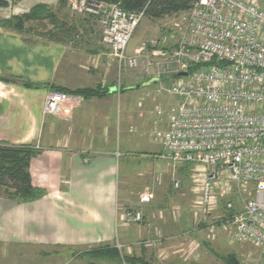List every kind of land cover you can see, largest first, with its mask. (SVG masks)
<instances>
[{"label": "built area", "instance_id": "built-area-1", "mask_svg": "<svg viewBox=\"0 0 264 264\" xmlns=\"http://www.w3.org/2000/svg\"><path fill=\"white\" fill-rule=\"evenodd\" d=\"M67 9L98 24L107 65H115L119 73L140 71L147 78L141 84L158 80L144 98L167 95L178 100L175 106L154 108L150 136L161 147L158 159L199 174L193 182L201 199L196 209L203 214L216 210L230 185L247 194L243 208L223 219L219 230L231 243L258 251V263L248 254L242 264H264V0H196L170 30L132 55L127 46L145 18L143 12L91 0H68ZM183 72L185 77L175 78ZM80 99L51 93L43 114H66ZM152 199L145 193L139 203ZM225 207L233 210L231 203ZM119 220L140 224L143 215L128 212ZM206 231L207 240H213L215 227Z\"/></svg>", "mask_w": 264, "mask_h": 264}, {"label": "crops", "instance_id": "crops-1", "mask_svg": "<svg viewBox=\"0 0 264 264\" xmlns=\"http://www.w3.org/2000/svg\"><path fill=\"white\" fill-rule=\"evenodd\" d=\"M57 3L23 0L21 7L42 4L55 8ZM84 20L81 29L86 30L87 46L93 50L83 51L80 57L62 41L32 42L0 26V78L21 80H0V144L37 149L29 173L32 185L45 191L31 202L11 201L0 193V250L9 251L11 257L22 256L23 264L32 263V251L34 257L50 254L47 262L39 260L51 264L56 255L49 250L76 253L77 257L94 247L113 246L121 223L119 199L131 204L129 194L135 193L130 185L132 160L155 161L161 152L150 136L155 99H115V88L105 85L108 69L95 52L100 45L99 26ZM81 58L83 63L78 62ZM87 66L99 77L93 85L108 87L110 95L80 99L78 107L67 108L69 112L61 116L44 115L46 97L56 88H89L79 86L87 76ZM22 82L34 87L27 88ZM122 158L126 164L122 165ZM137 202L144 207L139 198ZM121 231L128 242L142 233L137 228L134 234L131 230L127 235L125 228ZM188 232L183 228L179 234Z\"/></svg>", "mask_w": 264, "mask_h": 264}, {"label": "rangeland", "instance_id": "rangeland-1", "mask_svg": "<svg viewBox=\"0 0 264 264\" xmlns=\"http://www.w3.org/2000/svg\"><path fill=\"white\" fill-rule=\"evenodd\" d=\"M22 2L23 0H0V24L12 18L21 17L36 6H44L52 13L53 19L26 23L25 31L21 33L25 38L30 39L32 42H49V38H58L65 46L67 45L74 52L76 51L79 57L84 56L83 51L93 50L87 46L89 38L84 37L87 35L86 30L81 29L86 25L83 22L85 18L71 15L67 9L68 0H66L64 6H61L60 0H57L58 3L55 8L42 4L31 8L21 7ZM182 15H174L156 22H151L144 18L128 43L127 54L132 55L135 49L143 43L146 44L170 30L174 23L180 21ZM47 33L51 34L48 36L49 38L43 37ZM95 48H98L95 52L103 59L104 69H108L105 85L115 88L114 94L117 96L115 99H152L144 97L146 93H151L155 90V85L143 89L135 90L133 88V90H129L132 86H138L147 79L141 76L140 71L126 70L119 73L115 65H107L105 58L107 52L105 49L101 45ZM95 55H92V57L88 56L87 60L94 58ZM82 58L78 62L83 63ZM87 68L84 69V73L87 76H84L85 80L79 86L91 88L95 86L93 84L99 77L93 76L97 71L91 72V69ZM164 79L162 84H166L168 81ZM77 84L75 85L77 86ZM118 89L128 90L118 95ZM153 101L155 104L153 108L156 105L162 107L175 106L178 102L175 97L167 95L156 98ZM152 115L154 117L153 113ZM139 160H132V164L134 163V178L131 179L130 185L135 193L129 194L131 204L127 203L125 205L120 198L118 213L121 216L124 213L140 211L143 215V222L127 226L120 223L117 241L113 246L103 247L105 252L117 250L120 258L75 257L76 253L49 250L56 255L55 262L51 264H137L135 262L122 261L121 258L124 257L143 258L150 264H229L230 255H233L232 257H234L237 264H242L248 254L253 256L254 263H258L259 253L257 250L250 245L243 246L231 243L227 235L219 230L220 222L223 219L231 215L233 211H239L243 208V204L249 198L247 194H239L236 185H230L229 195L218 200L216 210L209 214H203L196 209L201 201L200 194L197 192L198 185L193 182L194 178L199 175L197 172L193 171L189 166H173L171 163L160 159L155 161L148 159ZM120 161L122 165L123 162L127 163V160L123 158ZM146 170H148V173H145ZM198 179L201 180V178ZM145 193L152 194L153 199L148 204H144V207L137 206V199ZM227 203L232 204V211L228 212L226 210L225 205ZM195 214L197 215L195 216ZM211 226L215 227V238L209 241L206 237V230ZM124 228L127 235L131 230H133L132 233L134 234L135 228L142 229L140 238L132 236L129 238L131 242H128V239L120 236L123 232L121 230ZM183 228L190 230L185 236L179 234V231ZM193 245H196V250H193ZM4 251L3 249L0 250V264H23L20 262L23 260L22 256L15 255L11 257L9 251L7 252L6 250L7 254H4ZM87 251H82V253ZM17 252L20 253L16 250L15 253ZM33 253L32 251L31 264H46L48 257H50V254L34 257ZM58 254L60 256H57ZM39 259L46 262H42Z\"/></svg>", "mask_w": 264, "mask_h": 264}, {"label": "trees", "instance_id": "trees-1", "mask_svg": "<svg viewBox=\"0 0 264 264\" xmlns=\"http://www.w3.org/2000/svg\"><path fill=\"white\" fill-rule=\"evenodd\" d=\"M95 2H106L119 4L120 7L127 12H143L144 17L151 22L163 20L174 15L187 12L196 0H91ZM5 3V2H4ZM61 6H64L66 0H60ZM53 15L47 7L36 6L29 13L4 21L0 26L4 29L13 30L17 33L25 31L26 23H36L44 20H52ZM51 35L47 33L43 37ZM49 38V37H48ZM49 42H61L58 38H49ZM2 82H20L18 78H0ZM23 86L34 87L28 83L22 82ZM144 84V83H143ZM135 86L129 88L133 90ZM128 90V89H126ZM126 90L119 89V94ZM55 93H65L81 99L104 98L110 95L108 87L96 85L91 88H80L68 90L64 88H56ZM37 149L31 145L11 146L0 144V193L5 198L15 202H31L44 196L45 191L35 188L31 183L29 173L30 162L37 155ZM87 258H115L119 259L120 254L117 250L105 252L103 247L94 248L85 253L78 254V257ZM233 255L229 256V264H237ZM122 261L150 264L143 258L124 257ZM135 260V261H134Z\"/></svg>", "mask_w": 264, "mask_h": 264}, {"label": "water", "instance_id": "water-1", "mask_svg": "<svg viewBox=\"0 0 264 264\" xmlns=\"http://www.w3.org/2000/svg\"><path fill=\"white\" fill-rule=\"evenodd\" d=\"M186 76V72H183V73H179V74H176L175 75V78H180V77H185ZM158 84V80L157 79H151L149 81H147L146 83L144 84H141V85H138V86H135L134 89H143V88H147V87H151V86H154Z\"/></svg>", "mask_w": 264, "mask_h": 264}]
</instances>
